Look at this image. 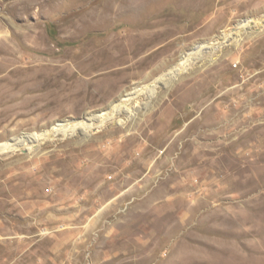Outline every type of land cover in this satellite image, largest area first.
<instances>
[{
    "label": "rangeland",
    "instance_id": "1",
    "mask_svg": "<svg viewBox=\"0 0 264 264\" xmlns=\"http://www.w3.org/2000/svg\"><path fill=\"white\" fill-rule=\"evenodd\" d=\"M32 1L0 0V49L17 51L9 69H32L37 94L54 104L0 122V145L142 93L129 118L0 154V264H264V22L251 28L264 20V0L150 6L144 21L158 24L137 32L152 46L119 67L165 44L169 52L125 69L102 100L92 94L115 78L96 64L135 28L114 20L116 8L107 20L96 13L121 0ZM240 24L238 40L194 55ZM182 55L183 69L163 82Z\"/></svg>",
    "mask_w": 264,
    "mask_h": 264
},
{
    "label": "bare ground",
    "instance_id": "2",
    "mask_svg": "<svg viewBox=\"0 0 264 264\" xmlns=\"http://www.w3.org/2000/svg\"><path fill=\"white\" fill-rule=\"evenodd\" d=\"M33 1H35V0H33ZM160 1H163V0H121L120 4H118L115 7H113V6L110 8H108V7L103 8L102 7V9L97 11L96 16H98V18L100 17L101 19L107 20V11L114 10L116 8L115 9L116 12L114 13V15L116 14L115 19L113 18L114 16L112 18L114 20H123L127 24L130 23L131 28H135V30H133L134 32H133V34H131V36L126 37V38L125 37L124 38H118V40L111 42L108 45L107 50L109 51V53H112L113 55L115 53L116 55L118 54V56H116V55L112 56L110 54L109 57L105 58L106 55L105 56L103 55L105 52L104 51L101 52V53L104 52L103 54H101V56L102 55L104 56V59L102 57V59H100V61L97 62V64H96L97 68L96 69L99 71H102V73H101L102 78H104V79L109 78L108 80H110V78H112V77L115 78L118 75H123V72L127 68L129 70L130 69L132 70V69H136V68L138 69L139 67L143 66V64H146L148 66V65L152 64L157 59V57L169 52V50H170L169 44H165L164 46H161L158 49L153 50L152 52L150 51L151 52L150 54L147 53V55L143 56V58H141V59H138L133 64H131L127 67H124V68L119 67L120 65L127 63V62L133 60L134 58H136L139 54H141V52L143 50H145V49L149 50L150 47L152 46L153 37H150V39H149V37L146 36V34L148 32L146 34H141L137 31L142 25L154 27V25L158 24L157 21L155 22V21L149 20L150 22L149 21L147 22V20H146V22H145L144 17H146V15L148 14L150 6H153L154 4L159 3ZM170 1L172 2L173 0H170ZM170 1L167 0V2H170ZM178 1H181V0H177L176 3ZM23 2H24V0H23ZM164 2L166 3V0ZM183 2H184V0H183ZM195 2H196V0H195ZM18 5H20V4H18ZM28 5L32 6L30 4H28ZM39 5H40V3H39ZM189 5H191V4H189ZM25 6H24V9H25ZM199 6H201V5H199ZM33 7H31V8H33ZM21 9H23V8H21ZM28 9H30V8H28ZM23 13L25 14V12H23ZM151 17L153 18L155 16H151ZM262 22H264V20L254 21L253 25H251V28H256L258 26L262 27V24H261ZM248 24H249V22H247V25ZM244 26L245 25H243V26L241 25V26L235 28L234 33H231V32L230 33H223L221 35V37H218L214 40V43L210 42V43L204 44L203 46H200V45L197 46L194 55L199 53V52H202V50L204 51V49H207V48L209 49V51H213L216 47L224 44L225 42H227L228 40H230L234 36H235L234 38L238 40L239 37L241 36V33L243 31ZM166 35H167V33L165 34V36ZM156 40H158V39H156ZM170 44H171V42H170ZM172 54H173V52H172ZM128 56H129V58H128ZM181 57H182V59L175 66V68H174L175 70L172 73H169L170 77L167 76V77H169V79L165 80V78H163L164 76L162 77L163 82L168 84L183 69V64L187 60L188 56L182 55ZM19 59L20 58L17 56V51L14 48L11 49L10 51L9 50L3 51V49L2 50L0 49V107L4 108L2 110L0 109L1 110L0 111V122H2V121L6 122V121L10 120L9 122L12 123V121H13L12 118L14 116H26V115L30 116V115H34L38 110L40 111V113H42V112L48 113L50 105L54 104L53 99H50V98H49V100L43 99L44 95L41 96V95L37 94L38 90L35 88V86H33V84H34L33 80L35 77L33 78L31 76V74L33 73L31 71L32 69L26 68V67L25 68L13 67V68L9 69V67L14 65L15 63H17L19 61ZM212 62H214V61L212 60ZM18 65H20V64H18ZM88 65L90 67L89 63H88ZM165 65H166V62L159 63V65L151 71V74L155 75L158 72H161L165 68ZM92 70H93L92 68L87 67V69H85V73H87V72L90 73ZM82 72H84V70H82ZM136 76H139V75H136ZM125 80L126 79L124 76H120L119 78L112 79L111 82L109 81L110 83L104 85V88L102 90H100L96 93H93L92 97H96V98L98 97V100L104 99V96H108L109 94H111L115 88H117V87L120 88L121 85L119 86V84L121 82L124 83ZM142 86H144V85H142ZM147 91H149V93H152V88L148 89ZM124 92H125V90H124ZM57 93H58V91H57ZM141 93H142V89H136V87H135L134 91L132 93L127 94L126 96L124 95L125 97L124 98L122 97L123 99H118L114 102H110L108 104V106L106 107L107 109H104L103 111L98 112L100 114H96V115H90L89 114V115H86L85 117H83L82 120H77V121L76 120H70V121H66L65 123H55V124L51 123L53 126L49 130H47V129L42 130V131H48V132H44L43 134H40V135H38V134L27 135L25 137V139H22V140L13 139V140H11L12 143H3L0 145V154L4 153V152H9V151L12 152V151H15L17 149H23V147L25 148L26 146H28V144L29 145H31V144L38 145V144H40V142L42 140L47 139V138L48 139L54 138L59 133L62 134L63 136H71L76 131H80L81 133L87 134V131L100 129L102 126L106 125L110 121H115V120L119 119V117L121 115H124V114L127 115L129 118L130 116L133 115V110L129 108V104L136 97H138ZM115 95H117V93H115ZM111 96H113V95H111ZM61 98H63V97H61ZM41 102H45V104L42 105V104H40ZM14 119H15V117H14ZM25 125L27 126V124H25V123H21L20 125L17 124L14 131H18L20 129V127H22V126L24 127ZM49 125H50V123L47 124L46 127ZM3 126H5V125H3ZM102 152L103 151L100 149H97V151H96V153L98 155H102L101 154ZM101 158H102L101 156H99L97 158L99 162H100ZM73 173H75V172H73ZM74 177L75 178L79 177L78 180H81V183H84V184H89L92 182V180H91L92 178H90L89 176L85 177V176L80 174V175H77ZM80 177H83V179H80ZM20 263H21V261H18V260L15 262V264H20Z\"/></svg>",
    "mask_w": 264,
    "mask_h": 264
}]
</instances>
